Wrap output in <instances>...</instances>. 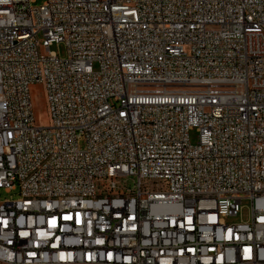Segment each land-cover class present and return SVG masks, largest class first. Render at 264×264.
<instances>
[{
	"label": "built area",
	"instance_id": "2783aa9c",
	"mask_svg": "<svg viewBox=\"0 0 264 264\" xmlns=\"http://www.w3.org/2000/svg\"><path fill=\"white\" fill-rule=\"evenodd\" d=\"M37 1L0 0V264H264V0Z\"/></svg>",
	"mask_w": 264,
	"mask_h": 264
},
{
	"label": "rangeland",
	"instance_id": "374dc122",
	"mask_svg": "<svg viewBox=\"0 0 264 264\" xmlns=\"http://www.w3.org/2000/svg\"><path fill=\"white\" fill-rule=\"evenodd\" d=\"M40 2H41V0H38L37 4H40ZM50 50L58 53L60 56L65 55V49H64L63 44H58V45L53 44L50 47ZM30 94H31V102H32V106H33V111H34L37 123L41 124V125H48L49 124V116H48V111H47L45 94H44L42 86L38 85V84L31 86L30 87ZM189 137H190L191 143L196 142L195 130L190 131ZM17 193H18L17 189L11 192L12 195H16ZM243 204L245 207L249 206L248 202H244ZM246 215H247V209L244 208L242 211V217L245 219ZM229 221L230 222H237V221H239V216L231 218Z\"/></svg>",
	"mask_w": 264,
	"mask_h": 264
}]
</instances>
